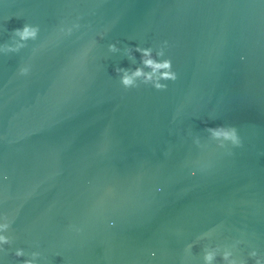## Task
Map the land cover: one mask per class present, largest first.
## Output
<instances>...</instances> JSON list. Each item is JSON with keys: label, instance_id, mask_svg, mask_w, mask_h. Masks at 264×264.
I'll return each mask as SVG.
<instances>
[{"label": "water", "instance_id": "obj_1", "mask_svg": "<svg viewBox=\"0 0 264 264\" xmlns=\"http://www.w3.org/2000/svg\"><path fill=\"white\" fill-rule=\"evenodd\" d=\"M25 23L39 39L0 54L3 264L16 247L40 264H202V244L237 239L264 254V0H0V42ZM164 41L178 79L123 87L115 67L140 62L124 49ZM221 123L241 147L193 142Z\"/></svg>", "mask_w": 264, "mask_h": 264}, {"label": "clouds", "instance_id": "obj_2", "mask_svg": "<svg viewBox=\"0 0 264 264\" xmlns=\"http://www.w3.org/2000/svg\"><path fill=\"white\" fill-rule=\"evenodd\" d=\"M73 27H79L78 24L61 27V32L71 33ZM40 25L35 23H25L21 27H17L9 41L0 42V54H9L19 52L21 49L29 45V41H37L40 36ZM168 42L164 41L158 48L153 46H143V44L129 45L124 49L125 53L132 59H135L136 53L140 54V62L132 68L116 66L114 71L119 76V81L125 88H134L140 84L151 85L157 90L168 88V81L178 79V72L175 69L173 59L166 55V46ZM108 49L113 52L120 51L117 43L113 42L108 45ZM35 50V49H34ZM245 57H241L244 59ZM31 66L24 64L19 68L22 75L30 72ZM193 142L201 147L205 146V138L208 141H216L220 147H241L244 143V137L241 135L240 128L235 124L221 123L216 125H207L203 132H193ZM198 169L191 170L192 175H196ZM159 190V189H158ZM114 223V221H113ZM10 222L6 216H0V251L4 250V246L10 244L11 237L8 235ZM203 234L199 239L203 240ZM242 243L237 239L231 243H204L202 244L201 257L202 264H249V260L253 264H264V254L256 248H252L247 258H241L236 255L235 249ZM195 243L187 245L189 249L193 248ZM13 255L16 258L23 257L20 264H40L41 253L36 250L26 251L24 247H16ZM152 256L156 255L155 251L151 252ZM0 264L3 261L0 260Z\"/></svg>", "mask_w": 264, "mask_h": 264}]
</instances>
